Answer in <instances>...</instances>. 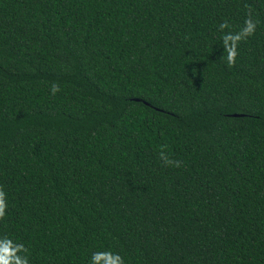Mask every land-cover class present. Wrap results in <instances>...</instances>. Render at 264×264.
<instances>
[{"label":"trees","instance_id":"1","mask_svg":"<svg viewBox=\"0 0 264 264\" xmlns=\"http://www.w3.org/2000/svg\"><path fill=\"white\" fill-rule=\"evenodd\" d=\"M0 264H264V0H0Z\"/></svg>","mask_w":264,"mask_h":264}]
</instances>
